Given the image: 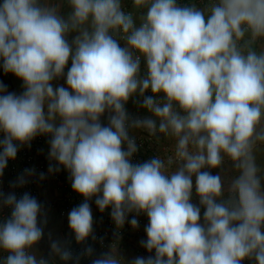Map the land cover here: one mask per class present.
Here are the masks:
<instances>
[{
    "label": "clouds",
    "instance_id": "obj_1",
    "mask_svg": "<svg viewBox=\"0 0 264 264\" xmlns=\"http://www.w3.org/2000/svg\"><path fill=\"white\" fill-rule=\"evenodd\" d=\"M135 2L148 5L139 27L120 0H70L67 20L39 0H3L0 60L24 91L7 92L0 83V176L18 145L49 135V158L68 170L72 189L84 197L68 214L77 242L93 232L88 201L96 197L101 211L111 207L117 225L133 212L148 218L140 245L150 255L125 264H242L246 258L264 264V189L249 151L264 108V55H241L233 39L243 35V24L264 32V0H221L207 19L176 0ZM70 31H79L72 44ZM112 31L126 34L128 47ZM132 50L144 57L146 76ZM69 59L67 87H54ZM149 90L153 95H145ZM159 93L167 100L163 105L154 98ZM137 94L141 107L162 119L160 130L171 128L180 137L184 163L170 175L158 158L131 162L137 145L129 129L156 127L151 118L130 120L125 105ZM173 102L185 115L172 111ZM105 113L107 126L101 123ZM222 152L240 169L228 201L219 199L220 176L203 170L218 167ZM25 182L21 176L13 187ZM193 188L199 205L192 203ZM0 207L11 209L0 223L6 264H44L27 251L43 235L40 203L27 192L20 198L0 192ZM129 223L139 226L135 217ZM92 264L121 261L104 254Z\"/></svg>",
    "mask_w": 264,
    "mask_h": 264
},
{
    "label": "built area",
    "instance_id": "obj_2",
    "mask_svg": "<svg viewBox=\"0 0 264 264\" xmlns=\"http://www.w3.org/2000/svg\"><path fill=\"white\" fill-rule=\"evenodd\" d=\"M221 0H176L178 6L181 7H192L195 9L207 8V14L211 15V10L214 6L218 5ZM3 0H0V4ZM121 10L127 15H131L134 20V11L126 2V0H120ZM137 23L134 20L135 27H139L142 23ZM243 30V35L236 37L234 35L233 39L236 45V49H242L243 43L246 39H254L258 43V33H255L247 24L241 25ZM110 34L116 39L121 47H128L126 34L122 31H112ZM263 41V38L262 40ZM133 51L134 57L139 56L140 58V75L146 76L147 67L144 57ZM147 96L153 95L151 91L145 93ZM138 95V94H137ZM136 95V96H137ZM134 98L126 103L125 108L129 114L130 120L132 119H144L143 111L136 107L134 104ZM155 100L157 104H164V97L162 94H156ZM173 112L179 113L181 116L185 115L179 105L175 103L173 107ZM260 123V120L256 125ZM129 135L134 138L137 145V151L131 157V162L133 164L143 163L152 158L160 159L164 164V171L166 175H170L173 168H181L183 166L184 160L178 156V153L172 152L169 149L158 147L159 133L155 127L149 130L144 127L130 128ZM3 138V134L0 133V139ZM51 137L49 135H37L31 142L30 145H18V152L15 159L9 160L7 167L5 168L3 175L0 176V192L5 195L9 193H15L17 198H20L25 192L29 193L32 197L37 199L40 196L41 191L49 184V182H55L61 188V197L54 205L58 217L65 218L69 212L78 207L84 202V197L78 195L74 192L71 187L70 173L67 176L61 174L60 168L55 160L49 158L50 144L49 140ZM167 155L164 156L163 154ZM50 166L54 169L49 171ZM59 169V170H55ZM27 170V171H26ZM4 176L10 178H15V183H10L4 180ZM23 176L25 183L22 186L13 187L17 184L19 178ZM90 206L91 202L88 201ZM101 211V210H100ZM44 210H42V213ZM11 209L8 207H0V223L10 216ZM111 209H106L100 212V218L105 226L104 230L92 236V241L94 242L97 249L101 252L108 253L110 250L116 247V241L111 239V230L116 228V237L122 238L124 226L129 225V221L135 217L139 221V226L143 225V217L141 214L136 213L127 214L125 223L122 225H117L113 218L111 217ZM91 248L88 239L82 242H76L75 244L70 243L64 248V252H68L69 256L67 258L57 259L50 256L36 257L37 261H44V264H92L94 260L93 254L88 253V249ZM92 249V248H91ZM29 253L30 251L27 250ZM31 254V253H30ZM9 252L0 248V264H6V258ZM242 264H256L254 259H245Z\"/></svg>",
    "mask_w": 264,
    "mask_h": 264
},
{
    "label": "crops",
    "instance_id": "obj_3",
    "mask_svg": "<svg viewBox=\"0 0 264 264\" xmlns=\"http://www.w3.org/2000/svg\"><path fill=\"white\" fill-rule=\"evenodd\" d=\"M129 6L134 11V20L139 23L144 21L147 13V4L137 5L135 0H126ZM150 3V0H149ZM39 4L42 7H49L56 11V13L67 20L72 13V7L70 4V0H39ZM204 13L205 18L209 16L207 14L208 9H197ZM84 27L90 29V25H84ZM79 35V31H70L66 38L69 43L72 44L73 40L76 36ZM258 35V43L254 39H246V41L242 45V49H237V51L244 56H247L250 52H254L257 55H264V32L256 34ZM263 38V41H261ZM74 47V45H73ZM71 67V59H69L68 64L65 66L64 75L62 77L56 78L52 81L54 87L64 86L67 87L66 84V74L68 69ZM0 83L5 85L7 92H12L17 95L21 94L24 91L23 81L15 77L12 73H5L2 68V60H0ZM164 97V103L167 102L163 93H160ZM146 95V94H145ZM142 97L139 95L135 96L134 104L136 107H139L143 111V115L145 118H151L156 122V128L159 133L158 139V147L160 149L166 148L172 152L178 153V143L180 137L173 132L171 128L166 129L165 131L160 130V124L162 122L161 118L156 117L152 112L146 110L141 107ZM175 102L172 105V111ZM175 113V112H174ZM108 113H105L104 116L101 117V123L104 126L108 124ZM260 123L255 126L253 137L251 138L250 143V156L257 168V176L260 179L261 187L264 189V108L261 110ZM59 122V121H57ZM126 147V146H125ZM188 150L190 152H194L195 148L193 145H189ZM164 156L167 154L164 153ZM221 164L216 168H205L203 170L210 171L212 174L219 175L222 182V191L223 195L219 199L221 201H228L230 198L235 196L232 185L235 179L240 175V169L237 167V162L233 161L227 154L221 153ZM58 164V162L56 161ZM61 174L63 176L69 175L67 169H65L62 165H59ZM179 168H173L170 172L174 173ZM4 180L10 183H15V178H10L8 176H4ZM193 183H195V177H193ZM61 188L53 181L49 182V184L41 191L40 196L36 199L40 205L41 209L44 212L38 216V223L42 221V223H46L48 227V235L43 237L42 242L35 243L28 250L35 257L42 256H50L53 258L61 259V252H64V248L70 243L75 244L77 241L75 239V233L70 229L68 223V215L65 218L58 217L56 213V209L54 205L61 197ZM75 192V191H74ZM77 193V192H75ZM78 194V193H77ZM80 195V194H78ZM96 197H93L91 200V210L93 215V232L87 238L90 242V246L92 248V254L94 259L104 255L110 254L113 257H117L120 259L121 264H125L126 261H130L136 256H148L150 255L143 247L140 245V241L142 239H146V233L144 231L146 225L148 224V218L146 214L141 213L143 217V225L138 226L137 228H133L131 224L124 226L123 236L122 238H117L115 235V231L117 229L113 228L111 230V239L116 241V247L110 250L108 253L101 252L97 249L94 242L92 241V236L104 230L105 226L103 221L100 218V209L95 204ZM192 203L199 205V198L195 194V188H193V197ZM111 209V207L106 208ZM105 209V210H106ZM203 207H201V216H203ZM201 222H203L201 220ZM57 244L61 250V252H57L53 249L52 245ZM154 255V253H152Z\"/></svg>",
    "mask_w": 264,
    "mask_h": 264
},
{
    "label": "rangeland",
    "instance_id": "obj_4",
    "mask_svg": "<svg viewBox=\"0 0 264 264\" xmlns=\"http://www.w3.org/2000/svg\"><path fill=\"white\" fill-rule=\"evenodd\" d=\"M57 123H59V122H57ZM38 225L42 228V230H43V235H42V238L38 241V242H42V243H44V241L42 240L43 239V237L44 236H46V235H48L49 233H48V227H47V224L46 223H42V221L41 222H39L38 223Z\"/></svg>",
    "mask_w": 264,
    "mask_h": 264
},
{
    "label": "trees",
    "instance_id": "obj_5",
    "mask_svg": "<svg viewBox=\"0 0 264 264\" xmlns=\"http://www.w3.org/2000/svg\"><path fill=\"white\" fill-rule=\"evenodd\" d=\"M78 264H82V263L80 262V263H78Z\"/></svg>",
    "mask_w": 264,
    "mask_h": 264
}]
</instances>
